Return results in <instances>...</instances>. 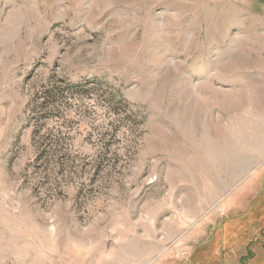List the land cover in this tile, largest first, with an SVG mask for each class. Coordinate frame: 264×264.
I'll list each match as a JSON object with an SVG mask.
<instances>
[{
    "label": "rangeland",
    "instance_id": "374dc122",
    "mask_svg": "<svg viewBox=\"0 0 264 264\" xmlns=\"http://www.w3.org/2000/svg\"><path fill=\"white\" fill-rule=\"evenodd\" d=\"M137 262L264 264V0H0V264Z\"/></svg>",
    "mask_w": 264,
    "mask_h": 264
},
{
    "label": "trees",
    "instance_id": "16d2710c",
    "mask_svg": "<svg viewBox=\"0 0 264 264\" xmlns=\"http://www.w3.org/2000/svg\"><path fill=\"white\" fill-rule=\"evenodd\" d=\"M228 236H229V235H228ZM219 238H220L219 230H217V232H216V234H215V238L211 241L212 244H213L214 241H215V243H214L213 245H215L216 242H217V245L215 246V248H218V240H219V245L222 246V244H223V241L221 242V240H220ZM218 250H219V249H214V246H213V251H212L211 255L213 254L214 251H218ZM220 250H222V249H220ZM222 251H223V250H222Z\"/></svg>",
    "mask_w": 264,
    "mask_h": 264
},
{
    "label": "crops",
    "instance_id": "0c3cea01",
    "mask_svg": "<svg viewBox=\"0 0 264 264\" xmlns=\"http://www.w3.org/2000/svg\"><path fill=\"white\" fill-rule=\"evenodd\" d=\"M132 264H139V262H137V263H132Z\"/></svg>",
    "mask_w": 264,
    "mask_h": 264
}]
</instances>
